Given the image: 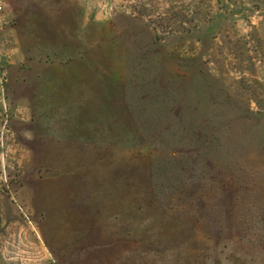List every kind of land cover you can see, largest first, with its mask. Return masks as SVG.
<instances>
[{
	"label": "rangeland",
	"instance_id": "1",
	"mask_svg": "<svg viewBox=\"0 0 264 264\" xmlns=\"http://www.w3.org/2000/svg\"><path fill=\"white\" fill-rule=\"evenodd\" d=\"M37 205L65 264H264V0H0V237Z\"/></svg>",
	"mask_w": 264,
	"mask_h": 264
},
{
	"label": "crops",
	"instance_id": "2",
	"mask_svg": "<svg viewBox=\"0 0 264 264\" xmlns=\"http://www.w3.org/2000/svg\"><path fill=\"white\" fill-rule=\"evenodd\" d=\"M29 211L32 215L6 222L0 237V264H65L59 255L60 239L64 232L68 235L63 230L62 218L45 216L38 220V205ZM42 227L47 228L50 244L44 242Z\"/></svg>",
	"mask_w": 264,
	"mask_h": 264
}]
</instances>
